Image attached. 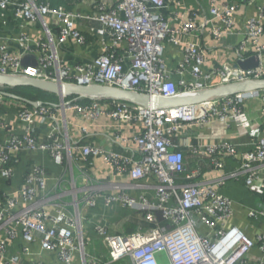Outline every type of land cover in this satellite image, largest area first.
I'll use <instances>...</instances> for the list:
<instances>
[{
  "label": "built area",
  "instance_id": "obj_1",
  "mask_svg": "<svg viewBox=\"0 0 264 264\" xmlns=\"http://www.w3.org/2000/svg\"><path fill=\"white\" fill-rule=\"evenodd\" d=\"M72 1L92 11L52 8L43 0H0V11L13 10L21 22L19 34L0 39V77L166 99L264 79V4L241 31L239 9L253 0H207L208 7L198 10L183 9L180 0ZM171 5L179 10L166 15ZM70 43L97 45L99 52L90 63L63 67L60 48ZM10 45L23 51L13 53ZM170 48L181 53L173 70L166 57ZM220 53L224 60L217 63ZM249 59L258 66L242 69ZM5 93L0 90V264H43L35 259L36 247L57 264H264V232L251 239L228 227L234 210L220 193L228 181L244 180L264 194V139L245 110L246 102H259L264 113V90L165 109L79 97L90 100L83 103L70 96L32 107ZM216 121L244 129L251 150L240 155L229 142L194 145L186 137L193 127ZM182 147L209 158L219 176L184 178ZM229 159L241 160L239 167L225 171ZM94 160L110 177L89 174ZM149 187L156 189V200L127 192ZM100 202L132 210L137 231L111 234L98 221L97 237L90 240L85 214ZM247 217L264 220V206L248 210ZM18 238L21 253H14Z\"/></svg>",
  "mask_w": 264,
  "mask_h": 264
},
{
  "label": "crops",
  "instance_id": "obj_2",
  "mask_svg": "<svg viewBox=\"0 0 264 264\" xmlns=\"http://www.w3.org/2000/svg\"><path fill=\"white\" fill-rule=\"evenodd\" d=\"M52 8L63 7L68 11H83L84 13H89L92 10L86 5V3L74 2L72 0H43ZM89 1V0H87ZM183 4V9H195L199 8L206 9L208 7L207 0H180ZM264 4V0H253L252 3L246 1L243 3L242 7L239 9V14L237 16L240 25L238 29L243 31V22L247 17H258V6ZM171 10L166 11V15H170L171 11L179 10L177 6L171 5ZM20 21L14 17L13 10H8L7 12L0 11V39L5 38L8 35H16L20 32L19 25ZM85 26L84 24L81 25ZM207 44H210V41L207 39L205 41ZM11 51L13 53H21L23 47L21 45H10ZM99 52L97 45H88L87 47H80L70 43L69 45H63L60 48L59 56L62 61L63 67L73 68L81 63H90ZM167 61L168 66L173 70L176 68L178 60L181 59V53L175 52L173 49H168L167 52ZM216 62H223L224 58L221 56V53L214 57ZM28 63V59H25ZM245 110L247 117L250 119L253 126H259V138L264 139V113L261 111V106L259 102H256V105L250 106L249 102H246ZM186 137L194 145L203 144L209 145L213 143H222L229 142L236 146L238 153L247 152L251 148L252 137L244 129L239 128L234 122L228 124L216 121L211 125L205 127H193L191 131L186 133ZM186 157L185 166L188 175L197 173L195 178L197 182L212 180L219 176V171L213 169L211 166L204 168L200 164L201 161L197 159H188ZM240 159V158H239ZM210 163V162H209ZM226 170L232 171L239 167L241 160H226ZM203 171V173H201ZM261 176L264 177V166L259 167ZM89 174L100 179L110 177V171L108 168L103 167L99 161H93V166L89 170ZM199 178V180H198ZM126 182H130L128 178ZM153 184H156V181H153ZM133 196H139L140 194L150 197L152 200H156V189L153 187L145 188L140 191L128 190ZM111 193V192H110ZM220 193L227 197L232 202V208L234 210V217L229 223L228 227L237 226L243 230L246 235L251 239H255V236L258 233L264 232V220H253L247 217L248 210H257L260 207L264 206V194L261 191L249 189L244 180L228 181L227 184L220 189ZM93 215V217H91ZM96 215V218L94 217ZM85 217L90 219L86 225L87 235L90 240H93L97 237L95 227L99 222L104 223L108 226V229L111 234H121V235H130L137 231L138 226L133 221L139 223L138 217L136 218L132 210L124 209L120 205H113L111 207H105L102 202L98 204L96 209H92L85 214ZM98 217V218H97ZM133 220V221H132ZM128 224H133L136 228L133 232H127L125 230ZM22 239L18 238L15 240L11 247L14 253H21ZM35 251L39 254L35 256L36 261L38 259L42 260L43 264H57L53 256L48 253H43L40 247H36ZM258 255L257 251H254V256Z\"/></svg>",
  "mask_w": 264,
  "mask_h": 264
},
{
  "label": "water",
  "instance_id": "obj_3",
  "mask_svg": "<svg viewBox=\"0 0 264 264\" xmlns=\"http://www.w3.org/2000/svg\"><path fill=\"white\" fill-rule=\"evenodd\" d=\"M257 66L258 62L255 59H249L244 63H240V67L242 69H249ZM18 87H30L40 91L49 92L57 95L60 99L72 95H78L81 98L90 97L91 99H115L126 101L142 107L165 109L179 106L196 105L210 99L225 98L235 95L249 96L251 93L264 90V79L253 82L222 85L216 88L200 91L189 96L176 99H166L103 86H65L47 83L31 78L0 77V88L14 89ZM5 96L12 99L23 100L32 107H38L41 104V102H32L18 97L12 93H5Z\"/></svg>",
  "mask_w": 264,
  "mask_h": 264
},
{
  "label": "trees",
  "instance_id": "obj_4",
  "mask_svg": "<svg viewBox=\"0 0 264 264\" xmlns=\"http://www.w3.org/2000/svg\"><path fill=\"white\" fill-rule=\"evenodd\" d=\"M10 90H14V89H10ZM10 90H9V91H10ZM37 93H38L39 95H33V94L29 93L27 96H19V94H18V96H19V97H22V98H24V99H26V100L32 101V102H44V103H46V104H57V103L59 102V98H58V96L55 95V94H52V93H49V92H45V91H38ZM43 94H45V95H43ZM68 100H76L77 102H83V103H88V102H90L89 99H83V100H80L78 95H72V96H70V97L68 98ZM180 150L184 152V154H185V160H186V157L188 156V157H189V158H188L189 160H191V159H197L198 161H201L200 164H201L202 166H204L203 170H204L205 168H208V166H211L210 163H209V158H207V157H199V156H196V155L192 154L191 152L187 151V149H186V148H183V147L180 148ZM249 150H251V148H250ZM249 150H248V151H249ZM239 153H240V152H239ZM185 170H186V166H185ZM201 173H203V171H202ZM187 175H188L187 171H186L185 173L182 174V176H183L184 178H185ZM196 179H197V178H195V179L192 180V181H193V182H197ZM198 180H199V178H198ZM131 226H134V225L132 224ZM134 227H135V226H134ZM118 264H126V263H118Z\"/></svg>",
  "mask_w": 264,
  "mask_h": 264
},
{
  "label": "rangeland",
  "instance_id": "obj_5",
  "mask_svg": "<svg viewBox=\"0 0 264 264\" xmlns=\"http://www.w3.org/2000/svg\"><path fill=\"white\" fill-rule=\"evenodd\" d=\"M0 90L7 91L8 93H12V94L17 95V96H18V94H19V96H27L29 93H31L33 95H39L37 92L40 91V90L30 88V87H18V88H14V90L0 88ZM43 95H45V94H43ZM125 230L127 232H133L136 230V228L134 226H131V224H128L126 226ZM95 242L97 244L95 247L97 249H100L99 248V241H95Z\"/></svg>",
  "mask_w": 264,
  "mask_h": 264
}]
</instances>
